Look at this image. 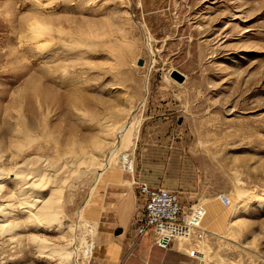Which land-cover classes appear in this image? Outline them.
Wrapping results in <instances>:
<instances>
[{
  "label": "rangeland",
  "instance_id": "obj_1",
  "mask_svg": "<svg viewBox=\"0 0 264 264\" xmlns=\"http://www.w3.org/2000/svg\"><path fill=\"white\" fill-rule=\"evenodd\" d=\"M44 2L47 20L53 25L78 34L94 23L114 36H124L125 44L111 45L110 50L116 49L112 53L103 46L93 53L83 48L80 56L71 57L49 48L42 54L34 49L25 52L18 44L16 28L22 17L31 16V1L0 0V106L13 105L14 96L28 86L32 75L66 66L89 78L76 96L86 109L96 111L105 104L133 106L139 123L137 138L130 146L134 150L129 167L108 170L112 182L101 189V205L90 209L98 216L85 213L90 219L98 217L89 259L71 255L62 262L50 254V247L38 248L32 241L33 234L53 244L64 243L70 235L63 233L66 228L61 233L52 227L28 228L16 241H0V264H264V203L244 197L253 191L264 198V0ZM58 38L65 44L70 41L68 35ZM55 41L53 50L63 48ZM139 58L144 60L141 66L136 64ZM92 64L110 71L103 74L91 69ZM174 70L183 75L181 82L172 76ZM61 79L58 76L57 82ZM50 81L42 80L45 90L63 92L64 87ZM88 98L95 102L85 101ZM58 113L53 109L55 125L74 119L69 115L62 121ZM84 124L79 127L76 121L78 135L95 136L96 130H87L90 127ZM161 133L164 156L173 159L179 175L193 182L192 188H185L188 202L196 203L189 219L198 215L204 229L201 239L187 240L191 234L172 227L170 234L165 232L170 241L166 248L154 245L152 234L137 238L132 229L125 234L109 224L127 187L136 192L134 181L142 167L151 169L152 144ZM66 188L61 192L63 202ZM77 191L73 203L63 209L66 218L76 210L86 186L80 185ZM222 193L238 198L236 210L220 202L217 196ZM214 202L228 211L218 229L206 219V210ZM239 219L243 227L227 225ZM142 242L147 244L144 254L138 251ZM151 246L160 249L154 258L148 252Z\"/></svg>",
  "mask_w": 264,
  "mask_h": 264
},
{
  "label": "bare ground",
  "instance_id": "obj_2",
  "mask_svg": "<svg viewBox=\"0 0 264 264\" xmlns=\"http://www.w3.org/2000/svg\"><path fill=\"white\" fill-rule=\"evenodd\" d=\"M30 1L33 6L30 9L31 16L20 18L22 21L16 28L18 44L25 52H32L34 49L42 54L49 48V51L55 54L60 51L71 57L80 56L83 48L93 53L99 46H103L112 53L116 52V49L110 50L111 45L125 44L124 36H114L111 30L100 29L94 23L87 25L85 32L72 34L61 25L55 26L48 21L49 11L46 10L47 3L44 0ZM62 35H68L70 41L65 44L66 41L55 39L56 36ZM55 40H58L63 48L53 50L52 46L57 44ZM112 40L114 42L109 43ZM89 67L93 70L99 69L103 74L110 71L94 64ZM56 68L45 70L36 76L32 75L28 86L15 93L13 105L0 106V241H16L20 238L19 233L28 228L39 230L52 227L60 233L66 228L63 233L70 235L66 242L61 244L50 243L46 237H39L41 235L32 234L31 238L33 237L32 241L37 243L38 248L50 247V254L54 253L62 262H67L71 255L89 259L93 254L97 218H87L85 213L91 212L90 209L94 208L103 194L101 189L112 182V173H108V170L125 169V164L134 150L130 146L136 141L139 123L133 114L132 105L123 108L116 103L118 107L115 105V108H111L105 104L98 106L100 108L96 111L90 107L93 112L86 109L76 100V96L81 94L89 78L82 76L81 71L78 74L66 66ZM95 73L98 71L95 70ZM58 76L66 82L61 79L58 83ZM43 79L53 81L52 85L59 88L64 87L63 92L52 93L45 90ZM85 101H89V98ZM53 109L59 110L61 118L74 116L73 121L68 117L69 120L62 119L64 125L51 123ZM76 121L79 127L81 124H88L90 128L87 127V130H96V135H86L84 132L78 135ZM124 147L129 148L122 150ZM80 185L86 186L85 195L72 212L74 217L66 218L63 209L73 203ZM63 188L67 189L64 202L61 199ZM244 197L264 203V198L253 191L247 192ZM217 198L219 199V195ZM237 200L238 198L232 195L227 208L234 210ZM208 208L206 219L213 229H218L223 224L227 208L224 209L217 202ZM93 214L97 216L95 211L90 215L94 216ZM243 222L239 219L227 225L236 229L243 227ZM176 227L187 234L192 233L187 227ZM63 233L60 236H63ZM162 235L168 238L166 233L157 236ZM40 251L38 252L41 253Z\"/></svg>",
  "mask_w": 264,
  "mask_h": 264
},
{
  "label": "built area",
  "instance_id": "obj_3",
  "mask_svg": "<svg viewBox=\"0 0 264 264\" xmlns=\"http://www.w3.org/2000/svg\"><path fill=\"white\" fill-rule=\"evenodd\" d=\"M132 162L134 163V160ZM125 166L129 167V164L126 163ZM136 186L140 197V206L131 222L135 237L152 234L154 235V245L166 248L170 243L169 239L163 235L156 239L157 233L154 229L159 224H168L191 229L192 233L187 240L202 238L204 229L199 225V216L189 220V216L194 214L193 207L196 203H186L178 190L173 188L150 186L144 181H137ZM219 200L224 205L229 204L228 196L224 193L219 194Z\"/></svg>",
  "mask_w": 264,
  "mask_h": 264
},
{
  "label": "crops",
  "instance_id": "obj_4",
  "mask_svg": "<svg viewBox=\"0 0 264 264\" xmlns=\"http://www.w3.org/2000/svg\"><path fill=\"white\" fill-rule=\"evenodd\" d=\"M164 133H161L160 136L157 137V142L152 147L153 158L151 163V169L147 167H142L141 172H139V176L134 181L136 192H131V185L125 192L122 197L119 198L117 205L115 206V212L113 213L112 220H110L109 224H113L112 229L121 230V233H128L129 228H131V222L133 216L140 206V197L138 194L136 182L144 181L148 183L150 186H162L167 188H173L178 190L181 198L186 202H188L185 188H192L193 182L187 180L183 176L177 173V170L173 166V159L171 157L167 158L164 156L166 148L163 145V137ZM157 156V157H156ZM172 159V160H171ZM119 186V185H116ZM121 186V185H120ZM126 186V185H124ZM129 186V185H127ZM185 195V196H184ZM102 196L98 199V203L101 205ZM118 197V196H117ZM187 199V201H186ZM100 212V211H99ZM98 216V215H97ZM98 218V217H97ZM172 226L168 224H159L155 227V232L158 234L169 233L171 232ZM170 234V233H169ZM138 251L141 254L146 253L147 244L142 242L138 246ZM148 252L150 253V257H155L160 254V249L156 247H149Z\"/></svg>",
  "mask_w": 264,
  "mask_h": 264
},
{
  "label": "water",
  "instance_id": "obj_5",
  "mask_svg": "<svg viewBox=\"0 0 264 264\" xmlns=\"http://www.w3.org/2000/svg\"><path fill=\"white\" fill-rule=\"evenodd\" d=\"M143 62H144V60L143 59H141V58H139L138 60H137V65H139V66H141V65H143ZM172 76L175 78V79H177L178 81H182L183 80V75L181 74V73H179V72H177V71H173L172 72Z\"/></svg>",
  "mask_w": 264,
  "mask_h": 264
}]
</instances>
